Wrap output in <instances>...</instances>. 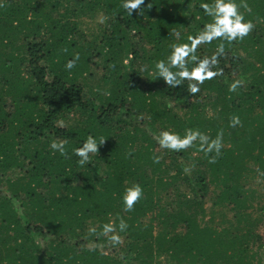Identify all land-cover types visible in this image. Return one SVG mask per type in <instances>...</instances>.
Listing matches in <instances>:
<instances>
[{"label":"trees","instance_id":"obj_1","mask_svg":"<svg viewBox=\"0 0 264 264\" xmlns=\"http://www.w3.org/2000/svg\"><path fill=\"white\" fill-rule=\"evenodd\" d=\"M200 3L144 0L127 15L121 0H0V264H264V0H246L253 31L193 95L153 68L208 22ZM80 14L103 20L96 35ZM188 128L222 133L215 163L159 147V131ZM89 135L105 141L81 166L73 149ZM133 183L143 196L124 212ZM118 217L128 228L113 246L99 233Z\"/></svg>","mask_w":264,"mask_h":264},{"label":"clouds","instance_id":"obj_2","mask_svg":"<svg viewBox=\"0 0 264 264\" xmlns=\"http://www.w3.org/2000/svg\"><path fill=\"white\" fill-rule=\"evenodd\" d=\"M144 0H121V7L127 15H131L132 11L139 9ZM199 9L203 15L210 19L202 28L193 36L188 38L187 43L172 44L170 51L165 59L155 61L153 72L157 78H162L163 82L170 88H175L178 85H183L185 81H189L187 91L190 94H195L200 91L199 85L205 80H210L218 73L213 70V66L225 54V44L242 41L254 29V24L251 20H246L244 12L251 11L246 0H211L204 2L201 0ZM243 9L244 11H241ZM216 42V50L211 57L200 59L196 55L197 48L200 45L212 44ZM80 59L79 54L69 59L65 64L68 70L76 66ZM192 64L189 68V64ZM241 81H233L229 87V92H235L240 87ZM61 127H64V122H59ZM240 124L238 116H232L229 121L230 127H235ZM223 135L218 133L215 138H210L199 129L188 128L180 132L161 130L157 135V143L160 148L167 149L173 152H182L189 148L198 147L209 157V163H215L216 159L221 155ZM105 140L101 137L97 140L96 137L89 135L78 148L73 149V154L79 159L77 163L84 166L89 161V154H96L98 146L103 144ZM65 142H56L53 140L49 147L54 152H59L61 155H66ZM214 153V155H210ZM154 162H159V157H154ZM143 188L139 183H133L126 187L121 194V205L124 212H131L134 205L142 198ZM118 223L113 224L108 222L101 225L99 235L107 238L108 242L116 246L121 243L119 232H124L128 225L126 221L118 217ZM90 234L96 235L97 229L91 227L88 229Z\"/></svg>","mask_w":264,"mask_h":264},{"label":"rangeland","instance_id":"obj_3","mask_svg":"<svg viewBox=\"0 0 264 264\" xmlns=\"http://www.w3.org/2000/svg\"><path fill=\"white\" fill-rule=\"evenodd\" d=\"M79 19H80V22L81 21L83 22L82 26L80 24V29L85 31L87 35H96L97 34L96 31L99 28V25H101V23L103 21V20H99V15H88V14L85 16L82 15V20H81V14H80ZM85 91L88 95H90L93 98V97H96L95 94L98 92V89L95 86L90 85V87L86 88ZM11 105H12L11 100L8 99L7 103L5 105V109L7 110V108L10 107ZM70 119H73L72 115L69 116V122L71 121ZM66 124H68V123H66ZM69 125H71V124H69ZM69 125H67V126L69 127ZM2 187H3V189H5V186H2ZM105 251L109 252V248L105 249Z\"/></svg>","mask_w":264,"mask_h":264}]
</instances>
